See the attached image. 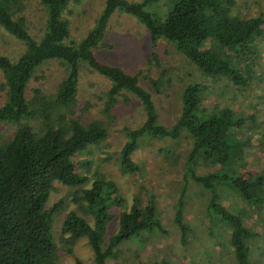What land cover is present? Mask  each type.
Returning <instances> with one entry per match:
<instances>
[{
  "label": "trees",
  "instance_id": "1",
  "mask_svg": "<svg viewBox=\"0 0 264 264\" xmlns=\"http://www.w3.org/2000/svg\"><path fill=\"white\" fill-rule=\"evenodd\" d=\"M70 0H38L43 7V21L37 37L31 36L24 25V0H0V27L17 38L22 51L10 58L0 54L3 100L0 121L14 124L9 137L0 140V264H54L55 243L50 232L53 211L61 200L46 204L54 180L72 187L70 199L89 216L69 211L60 221V249L70 253L74 241L85 236L90 246L91 264H106L121 241L149 233L159 225L155 204L138 195L128 207L118 212L116 230L105 239L107 222L112 217L109 206L120 204L115 182L103 176L94 177L88 186H81L87 176L75 169L74 157L88 144L98 142L112 118L111 109L117 97L125 93L138 100L143 119L135 127L123 126L125 139L117 150L119 164L127 172L138 165L130 159L140 136L176 138L188 142L184 152L183 177H189L208 192L206 213L224 221L228 227V242L235 264H249L248 241L256 232L244 224L238 210L223 207L217 198L225 186L236 190L248 206L264 205V177L235 168V151L239 140L233 128L246 117L237 115L227 105L206 109L202 105L200 81H187L178 90V113L169 125L157 121L150 92L138 83L137 70L124 72L115 65L97 60L91 49L100 45L106 20L113 11L128 13L147 31L149 57L156 61L154 46L163 39L174 50L193 63L206 79L224 76L234 89L243 88L251 74V45L264 33V14L235 15L231 0H170L163 16L146 10L147 3L156 0H104L93 24L76 41H64L68 21L62 15ZM57 59L63 75L54 90L43 93L26 84L38 65L47 59ZM108 81L97 95L101 99L98 113L81 121L75 113V93L79 63ZM249 63V64H248ZM141 76H143L141 74ZM148 85L158 92L160 77H146ZM248 116V115H247ZM198 164L213 166L197 173ZM251 176V177H250ZM182 195L176 200L173 221L181 238L187 228L182 221ZM153 259L147 264H164ZM70 264H82L74 258Z\"/></svg>",
  "mask_w": 264,
  "mask_h": 264
},
{
  "label": "rangeland",
  "instance_id": "2",
  "mask_svg": "<svg viewBox=\"0 0 264 264\" xmlns=\"http://www.w3.org/2000/svg\"><path fill=\"white\" fill-rule=\"evenodd\" d=\"M231 1V10L235 15L264 14V0ZM172 2L156 0L147 3L145 8L163 16ZM103 3L104 0H70L62 12L68 21V33L64 41L78 40L93 24ZM43 12L38 0H24L21 13L25 28L33 37L40 33ZM100 43L91 49L97 60L118 66L127 73L141 72L143 76L138 74V83L150 92L159 123L169 125L174 120L178 113V90L185 82L192 80L200 81L205 86L201 103L206 109L227 105L235 114L246 117L244 122L232 129L240 141L234 153L235 168L238 172L243 171L246 178L255 173L264 177V33L252 43V56L244 57L243 64L249 61L252 71L248 74L247 83L238 90L224 76L206 79L209 77L199 72L192 62L163 39H157L153 49L156 61L146 62L149 57L147 31L126 12L115 10L109 14ZM22 49L23 44L0 27V54L13 58ZM63 73V67L57 59L45 60L36 67L28 80L25 93L29 95L32 88H38L43 93L52 92ZM1 76L0 71V82ZM157 76L161 83L158 92H154L146 77ZM107 84L105 78L89 70L83 62L79 63L74 109L81 121L101 117L98 113L101 99L97 95ZM3 97L0 88V103ZM111 113L112 118L105 126L104 137L88 144L74 157L75 169L87 176L81 186H88L96 176L115 182V193L121 197V201L119 205L112 202L109 206L112 217L106 225L105 239L116 230L118 212L130 205L134 195H138L143 202L148 197L153 199L159 225L149 233L143 232L141 236L121 241L119 250L113 257L106 259V264H147L153 259H162L164 264H235L228 242L227 224L213 213H206L208 192L189 177H183L187 140L181 135L176 138L140 136L130 154L138 170L127 172L121 168L117 156V150L125 139L121 127L137 126L143 119V110L136 98L125 93L124 97H117ZM13 128L12 122L0 121V140L9 137ZM212 169L213 166L202 164L195 167L197 173ZM71 189L54 180L47 198V205L61 200V204L53 211L50 224L56 245L53 261L54 264H70L77 258L82 264H91L90 246L85 236L74 241L70 253L60 249L59 226L67 212L74 211L91 222L83 209L70 199ZM181 191V216L187 228L184 238H181L178 226L173 221L176 200ZM217 202L227 209L240 211L244 224L258 232L248 241V262L264 264V205L248 206L236 190L227 186L219 190Z\"/></svg>",
  "mask_w": 264,
  "mask_h": 264
}]
</instances>
